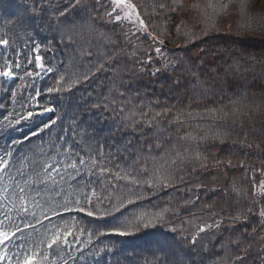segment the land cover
<instances>
[{
	"label": "snow or ice",
	"instance_id": "snow-or-ice-1",
	"mask_svg": "<svg viewBox=\"0 0 264 264\" xmlns=\"http://www.w3.org/2000/svg\"><path fill=\"white\" fill-rule=\"evenodd\" d=\"M125 23L146 37L150 34L130 0H57L54 5L52 0H32L21 16L5 21L0 82L20 83L15 89L0 84L12 105L5 112L6 105L0 104V138H7L0 146V264H107L105 257L116 254L112 238H138L149 231L156 247L146 264H205L204 257H215L211 264H248L253 244L243 238L251 239L255 229L236 235V223L225 225V218L217 219L216 213L210 217L213 223H201L194 232L184 227L180 213L199 197L181 205L177 196H169L153 204V211L142 206L169 189L192 191L182 173L190 162H199L191 146L208 137L191 130L183 112L135 103L140 100L137 70L121 66L127 58L121 38L131 45V34L123 32ZM20 32L29 41L22 47L13 39ZM41 40L47 42L42 45ZM155 53L161 56V48ZM152 60L149 55L137 62L150 65ZM168 66L179 65L166 62ZM144 71L147 67L139 69ZM43 74L56 77L46 89L56 95L40 104L42 93L34 81ZM77 93L69 138L64 128L67 112L62 110L65 100L71 102ZM188 117L197 118L191 113ZM261 189L264 199V181ZM250 216L251 210L229 219L247 222ZM259 216L264 221V210ZM259 227L264 229V222ZM221 229L232 234L216 239L224 256L204 246L208 233ZM197 256L199 260L193 258ZM254 264H264V256L258 254Z\"/></svg>",
	"mask_w": 264,
	"mask_h": 264
},
{
	"label": "trees",
	"instance_id": "trees-1",
	"mask_svg": "<svg viewBox=\"0 0 264 264\" xmlns=\"http://www.w3.org/2000/svg\"><path fill=\"white\" fill-rule=\"evenodd\" d=\"M56 2L52 0L53 5ZM130 2L137 5L150 33L146 37L128 23L122 26L124 33L131 34V45H125L121 38L120 43L127 57L121 66L137 70L140 100L135 103H150L157 111L168 107L173 112H183L189 119L191 130L199 136L208 137L198 146H191L192 155L199 153L200 159L199 162H190L186 173H182L192 191L176 193L169 189L144 201L142 206L153 211V204H162L169 196H177L181 205L183 200L199 197L193 207L181 211L180 218L186 222L184 227L194 232L201 223H213L210 217L216 213L219 214L217 219L220 216L225 218V225L236 223V235L245 231L252 234L255 229L251 239L247 236L243 238L245 244H253L248 264H254L258 254L264 256V252L260 251L264 248V229L259 227L264 222L259 216L264 210V199L261 198V181H264V0ZM31 3L32 0H0V38H4L7 31L3 27L5 21L21 16L25 5ZM39 3L46 4L48 0H39ZM160 4L165 7L161 9ZM115 31L119 33L121 28ZM46 35L50 37L51 33ZM13 39L21 47L29 43L24 32ZM40 42L43 45L47 41ZM157 47L162 50L161 56L155 53ZM3 51L0 48V53ZM40 54L50 58L48 53ZM59 55L63 56V53ZM149 55L153 57L150 65L137 62L147 61ZM166 62L179 66L175 69L165 67ZM142 67H147V71L139 72ZM156 69L160 71L150 75ZM55 79L51 74H43L34 81L35 87L42 93L40 104L55 97V93L46 92L54 85ZM176 81L180 82L179 87L175 86ZM19 83L17 80L16 84ZM0 84L13 89L16 87L11 81ZM29 91L34 95L32 89ZM78 97L79 93L71 102L65 100L62 110L67 112L64 128L69 138L72 137L69 125L73 113L78 111ZM10 99L0 90V104L6 105L5 112L11 111ZM210 109H215V113H210ZM188 113L197 118H189ZM12 135L18 136L19 132ZM6 142V137L0 138V146ZM33 143L39 144L40 141L34 139ZM249 210L251 216L247 222L241 220L237 223L229 219L238 214L247 215ZM192 216L196 218L192 219ZM162 231L166 232L167 228ZM230 235L231 232L222 229L209 232L204 246L224 256L216 239H227ZM232 238L234 240L235 236ZM112 239L116 244V254L105 257L107 264H146L153 259L151 253L156 246L152 243L155 237L150 231L139 234L138 238ZM124 240H130L132 244H121ZM213 244L216 245L214 249ZM180 256L183 258L182 253ZM193 258L200 259L198 256ZM204 259L205 264H211V259L215 257Z\"/></svg>",
	"mask_w": 264,
	"mask_h": 264
},
{
	"label": "rangeland",
	"instance_id": "rangeland-1",
	"mask_svg": "<svg viewBox=\"0 0 264 264\" xmlns=\"http://www.w3.org/2000/svg\"><path fill=\"white\" fill-rule=\"evenodd\" d=\"M133 19H135V14H133Z\"/></svg>",
	"mask_w": 264,
	"mask_h": 264
}]
</instances>
